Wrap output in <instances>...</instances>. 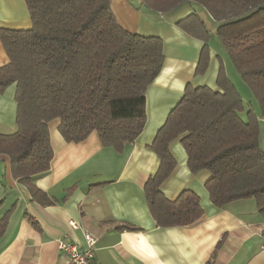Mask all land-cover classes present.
<instances>
[{"label":"trees","instance_id":"obj_1","mask_svg":"<svg viewBox=\"0 0 264 264\" xmlns=\"http://www.w3.org/2000/svg\"><path fill=\"white\" fill-rule=\"evenodd\" d=\"M25 1L32 26L0 27L9 57L0 66V94L14 86L17 104V130L0 132V157L10 159L13 177L28 187L32 199L47 205L54 200L38 188L35 177L51 167L49 123L60 119L59 131L68 142H81L97 132L104 146L122 151L146 127V94L166 55L160 36L123 28L111 0ZM142 4L162 14L182 4L194 6L178 25L203 42L197 75L205 74L210 64L211 32L197 9L206 10L261 107L258 114L252 103L247 104L224 68L218 75L219 90L188 84L150 145L160 166L145 191L157 224L187 226L204 215L200 196L192 189L173 200L161 189L178 165L170 145L179 138L190 170L211 173L206 187L216 206L252 198L264 217V0H142ZM5 199L0 200V209ZM12 211L0 217V239Z\"/></svg>","mask_w":264,"mask_h":264},{"label":"crops","instance_id":"obj_2","mask_svg":"<svg viewBox=\"0 0 264 264\" xmlns=\"http://www.w3.org/2000/svg\"><path fill=\"white\" fill-rule=\"evenodd\" d=\"M111 6L126 30L157 35L164 41V66L146 94V127L134 143L117 151L104 146L97 132L81 142H68L59 131L60 119L52 120L51 167L35 177L38 188L54 200L47 205L32 199L28 187L13 177L10 159L1 156L0 200L6 199L0 217L13 211L0 239V264H66L59 241L84 246L86 231L97 238L94 255L100 264H209L216 251L212 264H264V217L256 201L247 198L216 206L206 187L211 173L190 170L181 138L170 145L178 165L161 189L171 200L192 189L200 196L204 215L192 225L159 226L145 191L160 166L150 145L188 84L219 90L221 68L232 80L226 49L224 55L210 40L208 70L197 75L203 42L178 25L195 11L194 6L182 4L167 14L150 10L142 0H111ZM197 11L210 32L217 33L211 15L204 9ZM31 26L25 0H0V27ZM8 62L0 40V66ZM16 112L15 87L10 86L0 94V132L17 130ZM72 221L79 226L74 228Z\"/></svg>","mask_w":264,"mask_h":264},{"label":"built area","instance_id":"obj_3","mask_svg":"<svg viewBox=\"0 0 264 264\" xmlns=\"http://www.w3.org/2000/svg\"><path fill=\"white\" fill-rule=\"evenodd\" d=\"M71 225L77 228L79 225L72 221ZM85 245L81 246L75 242L60 240V250L67 256L66 264H100L95 260L94 249L97 238L89 231L84 234Z\"/></svg>","mask_w":264,"mask_h":264},{"label":"rangeland","instance_id":"obj_4","mask_svg":"<svg viewBox=\"0 0 264 264\" xmlns=\"http://www.w3.org/2000/svg\"><path fill=\"white\" fill-rule=\"evenodd\" d=\"M206 12V10H205ZM212 34V38H211V44L213 45H217L220 46L223 50V54L225 55V48L218 36V34L215 31L211 32ZM228 62L230 63V67H231V74H232V80L234 82V84L237 86V88L240 90V92L244 95L247 104L249 105V103H252L255 112L257 113H261V107L260 104L258 103V101L256 100L253 92L251 91V89L249 88V86L247 85V83L241 78V76L239 75V73H237L234 69V65L233 63L230 61L229 57L227 58ZM262 141H263V147H264V127L262 130Z\"/></svg>","mask_w":264,"mask_h":264}]
</instances>
